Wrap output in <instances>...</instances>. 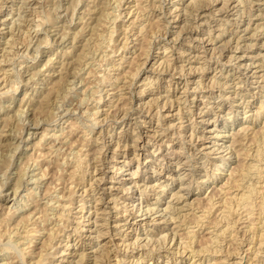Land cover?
I'll list each match as a JSON object with an SVG mask.
<instances>
[{
	"label": "rangeland",
	"instance_id": "obj_1",
	"mask_svg": "<svg viewBox=\"0 0 264 264\" xmlns=\"http://www.w3.org/2000/svg\"><path fill=\"white\" fill-rule=\"evenodd\" d=\"M193 1L0 0V236H3V239L0 237V264H35L41 246L50 251L49 255L44 254L45 249L42 251L45 255L40 258L42 264H93L92 254L97 253L93 250L100 246L112 257L104 258L106 254H103V264H191L194 261L195 264H211L217 259L224 260V264H264V0ZM77 55L82 57H79L80 63L75 60ZM58 76H64L59 93L47 98L44 105L48 88L59 80ZM139 133L148 136H142L144 139L135 148V136ZM250 133L255 138L249 136ZM81 148L84 161L72 176L74 160ZM256 150L261 154L259 159ZM219 155H223L224 162L217 167ZM124 159L129 160V165L122 169ZM247 164L263 166L262 177L250 172L245 179L250 186L254 183L251 187L254 186L257 193L253 195L256 204L251 218L243 209L236 208V198L231 196H238L243 190L237 189L229 178L236 179L239 169ZM128 185L129 189L123 190L122 187ZM126 193L124 200L120 196ZM132 200L141 202L143 208L145 204L154 206V210L149 211L148 216L131 212L126 203ZM230 205L232 210L235 208L233 213L226 211ZM129 211L130 226L121 220ZM22 215H28L31 220ZM3 216L7 218L2 220ZM199 216L201 221L195 220L201 218ZM25 223L34 229L37 227L36 232L27 242L17 243ZM101 223L105 225L100 226ZM142 228L150 231L151 238L144 236ZM53 229L54 236L49 234ZM172 230L176 231L178 244L173 247V240L169 239L173 236ZM134 232L142 237V243L132 238ZM188 232L194 234V241H190L186 249L182 240H188ZM127 233L129 239L125 236ZM164 233L168 234V240L163 239ZM44 235L51 243L48 246ZM9 241L18 245L16 250L12 245L5 246ZM19 247L24 251V247L27 248L32 254L25 255ZM79 247L83 250H77ZM17 248L23 255L17 254ZM81 251L91 257L80 262L77 254Z\"/></svg>",
	"mask_w": 264,
	"mask_h": 264
},
{
	"label": "bare ground",
	"instance_id": "obj_2",
	"mask_svg": "<svg viewBox=\"0 0 264 264\" xmlns=\"http://www.w3.org/2000/svg\"><path fill=\"white\" fill-rule=\"evenodd\" d=\"M106 1H107V0H106ZM119 1L121 2V0H119ZM190 1H191V0H190ZM192 1H193V0H192ZM196 1H197V0H196ZM198 1H199V0H198ZM115 2H116V1H115ZM120 2H119V3H120ZM137 2H138V1H137ZM193 2H195V1H193ZM252 2H253V1H252ZM101 3H102V2H101ZM119 3H118V4H119ZM121 3H122V2H121ZM135 3H136V1H135ZM202 3H203V2H202ZM48 4H49V3H48ZM103 4H104V3H103ZM137 4H139V3H137ZM150 4H151V3H150ZM163 4H164V3H163ZM207 4H208V3H207ZM92 5H93V4H92ZM131 5H132V4H131ZM142 5H143V4H142ZM142 5H141V6H142ZM208 5H209V4H208ZM224 5H225V4H224ZM224 5H223V6H224ZM85 6H86V5H85ZM97 6H98V5H97ZM136 6H137V5H136ZM146 6H148V5H146ZM154 6H155V5H154ZM158 6H159V5H158ZM158 6H157V7H158ZM194 6H195V5H194ZM194 6H193V7H194ZM196 6H198V5H196ZM210 6H211V5H210ZM223 6H222V7H223ZM27 7H28V6H27ZM93 7H94V6H93ZM107 7H108V6H107ZM115 7H116V6H115ZM120 7H121V6H120ZM178 7H179V6H178ZM198 7H199V6H198ZM220 7H221V6H220ZM95 8H96V7H95ZM99 8H100V7H99ZM137 8H138V7H137ZM142 8H143V7H142ZM142 8H141V9H142ZM191 8H192V7H191ZM26 9H27V8H26ZM31 9H32V7H31ZM93 9H94V8H93ZM115 9H116V8H115ZM144 9H145V8H144ZM172 9H173V8H172ZM220 9H221V8H220ZM222 9H223V8H222ZM32 10H33V9H32ZM32 10H31V11H32ZM98 10H99V9H98ZM130 10H131V9H130ZM130 10H129V11H130ZM145 10H146V9H145ZM85 11H86V10H85ZM105 11H106V10H105ZM107 11L110 12L111 10H107ZM190 11H191V10H190ZM231 11H232V10H231ZM90 12H91V11H90ZM116 12H117V11H116ZM120 12H121V11H120ZM138 12H139V11H138ZM192 12H193V11H192ZM215 12H216V11H215ZM241 12H242V11H241ZM105 13H106V12H105ZM166 13H167V12H166ZM176 13H177V12H176ZM186 13H187V12H186ZM189 13H190V12H189ZM205 13H206V12H205ZM100 14H101V13H100ZM100 14H99V16H100ZM102 14H103V13H102ZM102 14H101V15H102ZM108 14H109V13H108ZM202 14H203V13H202ZM262 14H263V13H262ZM262 14H261V15H262ZM103 15H104V14H103ZM105 15H106V14H105ZM105 15H104V16H105ZM120 15H121V14H120ZM126 15H127V14H126ZM147 15H148V13H147ZM171 15H172V14H171ZM207 15H208V14H207ZM99 16H98V18H99ZM104 16H100V17L103 18ZM112 16H114V15H112ZM140 16H141V15H140ZM239 16H240V15H239ZM191 17H192V16H191ZM198 17H199V16H198ZM104 18H105V17H104ZM111 18H113V17H111ZM131 19H132V18H131ZM168 19H169V18H168ZM172 19H173V18H172ZM192 19H193V18H192ZM101 20H102V19H101ZM101 20H100V21H101ZM109 20H110V19H109ZM111 20H112V19H111ZM113 20H114V19H113ZM115 20H116V19H115ZM117 20H118V19H117ZM153 20H154V19H153ZM166 20H167V19H166ZM173 20H174V19H173ZM227 20H228V19H227ZM98 21H99V20H97L96 22H98ZM134 21H135V20H134ZM141 21H142V20H141ZM154 21H155V20H154ZM158 21H159V20H158ZM109 22H110V21H109ZM248 22H249V21H248ZM28 23H29V21H28ZM84 23H85V22H84ZM86 23H87V22H86ZM98 23H99V22H98ZM152 23H154V22H152ZM156 23H158V22H155V24H156ZM222 23H223V22H222ZM235 23H236V22H235ZM95 24L97 25V23H95ZM99 24H100V23H99ZM99 24H98V26H99ZM101 24H102V23H101ZM115 24H116V23H115ZM192 24H193V23H192ZM224 24H225V23H224ZM31 25H32V24H31ZM81 25H82V24H81ZM149 25H150V24H149ZM153 25H154V24H153ZM187 25H188V23H187ZM98 26H96V28L99 29ZM102 26H103V25H102ZM141 26H143V25L141 24ZM181 26H182V25H181ZM185 26H186V25H185ZM33 27H34V25H33ZM35 27H36V25H35ZM35 27H34V28H35ZM80 27H81V26H80ZM87 27H88V26H87ZM93 27H94V26H93ZM103 27H104V26H103ZM127 27H128V26H127ZM192 27H194V26L192 25ZM225 27H226V26H225ZM16 28H17V27H16ZM96 28H94V29H95L94 31L97 30ZM105 28H106V27H105ZM105 28H104V29H105ZM238 28H239V27H238ZM42 29H43V28H42ZM85 29H86V28H85ZM90 29L92 30V28H90ZM111 29H112V27H111ZM119 29H120V28H119ZM121 29H122V28H121ZM131 29H132V28H131ZM141 29H143V28H141ZM141 29H140V30H141ZM145 29H146V28H145ZM180 29H181V28H180ZM182 29H183V28H182ZM245 29H246V28H245ZM13 30H14V29H13ZM113 30H114V28H113ZM116 30L118 31V29H116ZM125 30H126V29H125ZM138 30H139V28H138ZM147 30H148V29H147ZM37 31H38V30H37ZM44 31H45V30H44ZM63 31H64V29H63ZM76 31H77V30H76ZM76 31H75V32H76ZM81 31H82V30H81ZM92 31H93V30H92ZM97 31H98V30H97ZM100 31H101V30H100ZM104 31H105V30H104ZM106 31H107V30H106ZM145 31H146V30H145ZM145 31H144V32H145ZM221 31H222V30H221ZM223 31H225V30H223ZM78 32H79V31H78ZM78 32H77V33H78ZM114 32H116V31H114ZM178 32H179V30H178ZM59 33H61V32H59ZM65 33H66V32H65ZM73 33H74V32H73ZM91 33H94V32H91ZM110 33H111V32H110ZM176 33H177V32H176ZM219 33H220V32H219ZM221 33H222V32H221ZM61 34H62V33H61ZM75 34H76V33H75ZM94 34H95V33H94ZM117 34H118V33H117ZM122 34H123V33H122ZM138 34H139V33H138ZM174 34H175V33H174ZM79 35H80V34H79ZM99 35H100V34H99ZM101 35H102V34H101ZM101 35H100V36H101ZM107 35H108V34H107ZM219 35H220V34H219ZM62 36H65V35H62ZM75 36H76V35H75ZM126 36H127V35H126ZM237 36H238V35H237ZM33 37H34V36H33ZM49 37H50V36H49ZM102 37H103V36H102ZM109 37H110V36H109ZM117 37H118V36H117ZM139 37H140V36H139ZM173 37H174V35H173ZM199 37H200V36H199ZM37 38H38V37H37ZM44 38H45V37H44ZM60 38H61V36H60ZM60 38H59V39H60ZM73 38H74V37H73ZM92 38H93V36H92ZM95 38H96V37H95ZM95 38H94V39H95ZM142 38H143V37H142ZM144 38H145V37H144ZM208 38H209V37H208ZM94 39H93V41H94ZM108 39H109V38H108ZM146 39H147V38H146ZM60 40H61V39H60ZM74 40H75V39H74ZM90 40H91V39H90ZM105 40H106V39H105ZM126 40H127V38H126ZM141 40H142V39H141ZM227 40H228V39H227ZM227 40H226V41H227ZM43 41H44V40H43ZM98 41H99V40H98ZM198 41H199V40H198ZM38 42H39V41H38ZM48 42H49V41H48ZM94 42H95V41H94ZM106 42H108V41L106 40ZM113 42H114V41H113ZM208 42H209V41H208ZM236 42H237V41H236ZM34 43H35V42H34ZM45 43H46V42H45ZM68 43H69V42H68ZM90 43H91V42H90ZM97 43H99V42H97ZM101 43H102V41H101ZM109 43H111V42H109ZM122 43H123V41H122ZM223 43H224V42H223ZM29 44H30V43H29ZM88 44H89V43H88ZM88 44H87V47H88ZM91 44H92V43H91ZM93 44H94V43H93ZM113 44H114V43H113ZM235 44H236V43H235ZM239 44H240V43H239ZM239 44H238V45H239ZM250 44H251V43H250ZM34 45H35V44H34ZM80 45H81V44H80ZM84 45H85V47H86V44H84ZM89 45H90V44H89ZM109 45H110V44H109ZM121 45H122V44H121ZM121 45H120V46H121ZM123 45H124V44H123ZM232 45H233V44H232ZM245 45H246V44H245ZM247 45H248V44H247ZM263 45H264V44H263ZM27 46H28V45H27ZM27 46H26V48H27ZM70 46H71V45H70ZM82 46H83V45H82ZM94 46L96 47L97 45H94ZM250 46H251V45H250ZM36 47H37V46H36ZM77 47H78V46H77ZM85 47H84V48H85ZM87 47H86V48H87ZM92 47H93V46H92ZM97 47H100V46L98 45ZM106 47H107V46H106ZM88 48H89V47H88ZM107 48H108V47H107ZM217 48H218V47H217ZM220 48H221V47H220ZM109 49H110V48H109ZM114 49H115V48H114ZM222 49H223V48H222ZM26 50H27V49H26ZM38 50H39V49H38ZM80 50H81V49H80ZM85 50H86V49H85ZM97 50H98V49H97ZM118 50H119V48H118ZM220 50H221V49H220ZM169 51H170V50H169ZM180 51H181V50H180ZM8 52H9V51H8ZM20 52H21V51H20ZM92 52H93V51H92ZM94 52H95V51H94ZM199 52H200V51H199ZM36 53H37V52H36ZM81 53H82V52H81ZM84 53H85V51H84ZM84 53H83V55H86V54H84ZM86 53H87V52H86ZM178 53H179V52H178ZM194 54H195V53H194ZM199 54H200V53H199ZM204 54H205V53H204ZM35 55H36V54H35ZM83 55H82V56H83ZM98 55H101V54L99 53ZM166 55H167V54H166ZM180 55H181V54H180ZM239 55H240V54H239ZM32 56H33V55H32ZM93 56H94V55H93ZM106 56H107V55H106ZM193 56H194V55H193ZM231 56H234V55H231ZM240 56H242V55H240ZM30 57H31V55H30ZM60 57H61V56H60ZM77 57H78L77 59H75L76 57H75L74 59H75L76 61L79 62V57H81V56H78V55H77ZM145 57H146V56H145ZM215 57H216V56H215ZM4 58H5V57H4ZM4 58H3V59H4ZM49 58H50V57H49ZM85 58H86V57H85ZM96 58H97V57H96ZM98 58H99V57H98ZM237 58H239V56H238ZM240 58H241V57H240ZM6 59H7V58H6ZM6 59H5V60H6ZM80 59H82V57H81ZM109 59H110V58H109ZM143 59H144V58H143ZM190 59H191V58H190ZM196 59H197V58H196ZM224 59H225V58H224ZM0 60H1V59H0ZM32 60H33V59H32ZM49 60H50V59H49ZM64 60H65V59H64ZM91 60H92V59H91ZM167 60H168V59H167ZM199 60H200V59H199ZM71 61H72V60H71ZM73 61H74V60H73ZM73 61H72V62H73ZM68 62H69V61H68ZM80 62H81V61H80ZM80 62H79V63H80ZM98 62H99V61H98ZM98 62H97V63H98ZM100 62H101V60H100ZM100 62H99V63H100ZM135 62H136V61H135ZM153 62H154V61H153ZM159 62H160V61H159ZM161 62H162V61H161ZM164 62H165V61H164ZM1 63H3V62H1ZM63 63H64V62H63ZM76 63H77V62H76ZM76 63H75V64H76ZM82 63H83V62H82ZM138 63H139V62H138ZM169 63H170V61L168 62V64H169ZM20 64H21V63H20ZM61 64H62V62H61ZM91 64H92V63H91ZM151 64H152V63H151ZM170 64H171V63H170ZM184 64H185V63H184ZM244 64H245V63H244ZM260 64H261V63H260ZM66 65H67V64H66ZM86 65H87V64H86ZM140 65L142 66V64H140ZM180 65H181V64H180ZM202 65H203V64H202ZM231 65H232V64H231ZM252 65H253V64H252ZM60 66H61V65H60ZM60 66H59V67H60ZM63 66H64V65H63ZM98 66H99V65H98ZM175 66H176V65H175ZM194 66H195V65H194ZM237 66H238V65H237ZM237 66H236V67H237ZM247 66H249V65H247ZM84 67H85V65H84ZM84 67H83V68H84ZM114 67H115V66H114ZM129 67H130V66H129ZM162 67H163V66H162ZM164 67H165V66H164ZM167 67H168V66H167ZM173 67H174V66H173ZM183 67H184V66H183ZM238 67H239V66H238ZM240 67H241V66H240ZM243 67H244V66H243ZM63 68H64V67H63ZM73 68H74V67H73ZM76 68H77V66H76ZM86 68H87V67H86ZM138 68H139V67H138ZM199 68H200V67H199ZM259 68H260V67H259ZM23 69H24V68H23ZM65 69H66V68H65ZM70 69H71V68H70ZM74 69H75V68H74ZM77 69H78V68H77ZM77 69H76V70H77ZM88 69H89V68H88ZM90 69H91V68H90ZM152 69H153V68H152ZM169 69H170V68H169ZM11 70H12V69H11ZM36 70H37V69H36ZM38 70H39V69H38ZM60 70H61V69H60ZM76 70H75V71H76ZM91 70H92V69H91ZM120 70H121V69H120ZM135 70H137V68H136ZM156 70H157V69H156ZM161 70H162V69H161ZM161 70H160V71H161ZM172 70H173V69H172ZM14 71H15V70H14ZM39 71H40V70H39ZM66 71H67V70H66ZM69 71H70V70H69ZM81 71H82V70H81ZM72 72L75 73L74 71H72ZM72 72H71V73H72ZM88 72H90V71H88ZM97 72H98V71H96V73H97ZM102 72H103V71H102ZM126 72L128 73V70H127ZM131 72H132V71H131ZM237 72H238V71H237ZM3 73H4V72H3ZM73 73H72V74H73ZM94 73H95V72H94ZM96 73H95V74H96ZM98 73H99V72H98ZM151 73H152V72H151ZM183 73H184V72H183ZM263 73H264V72H263ZM53 74H54V73H53ZM59 74H60V73H59ZM87 74H88V73H87ZM135 74H136V73H134V75H135ZM248 74H249V73H248ZM35 75H36V74H35ZM226 75H227V74H226ZM256 75H257V74H256ZM19 76H20V75H19ZM86 76H87V75H86ZM260 76H261V75H260ZM2 77H4V76H2ZM5 77H6V76H5ZM29 77H30V76H29ZM29 77H28V78H29ZM58 77H59V76H58ZM62 77H64V76H61V78L59 77V80L57 79L58 81L52 83L53 86H52V87L50 86L51 89L48 88L49 91L47 90L48 93L45 95L46 97L44 98V99H45V101H44V105L47 104V103L45 104L47 98H49L50 96L52 97V95H55V94L58 95V93H59L58 91H59V89H60V87H61V85H62V80H63ZM84 77H85V76H84ZM95 77H96V76H95ZM142 77H143V76H142ZM185 77H186V76H185ZM14 78H15V77H14ZM26 78H27V77H26ZM153 78H154V77H153ZM183 78H184V77H183ZM225 78H226V77H225ZM6 79H7V78H6ZM16 79H17V78H16ZM16 79H15V80H16ZM70 79H71V78H70ZM82 79H84V78H82ZM90 79H91V78H90ZM110 79H111V78H110ZM142 79H143V78H142ZM142 79H141V80H142ZM184 79H185V78H184ZM27 80H28V79H27ZM45 80H47V79H45ZM130 80H131V79H130ZM185 80H186V79H185ZM188 80H189V79H188ZM209 80H210V79H209ZM211 80H212V78H211ZM215 81H216V79H215ZM215 81H214V82H215ZM3 82H4V81H3ZM3 82H2V83H3ZM7 82H8V81H7ZM25 82H26V81H25ZM68 82H69V81H68ZM107 82H108V81H107ZM128 82H129V81H128ZM130 82H131V81H130ZM196 82H197V81H196ZM15 83H16V82H15ZM26 83H27V82H26ZM32 83H33V82H32ZM83 83H84V82H83ZM88 83H89V82H87L86 84L88 85ZM210 83H211V82H210ZM24 84H25V83H24ZM197 84L199 85V83H197ZM204 84H205V83H204ZM213 84H214V83H213ZM12 85H13V84H12ZM15 85H16V84H15ZM87 85H86V87H87ZM122 85H123V84H122ZM127 85H128V84H127ZM129 85H130V83H129ZM146 85H147V84H146ZM175 85H176V84H175ZM206 85H207V84H206ZM214 85H215V84H214ZM220 85H221V84H220ZM31 86H32V85H31ZM71 86H72V85H71ZM98 86H99V85H98ZM108 86H109V85H108ZM183 86H184V85H183ZM11 87H13V86H11ZM65 87H66V86H65ZM73 87H74V86H73ZM113 87H114V86H113ZM186 87H187V84H186ZM196 87H197V86H196ZM196 87H195V88H196ZM198 87H199V86H198ZM198 87H197V88H198ZM223 87H224V86H223ZM256 87H258V86H256ZM90 88H91V87H90ZM98 88H99V87H98ZM117 88H118V87H117ZM123 88H124V87H123ZM140 88H141V87H140ZM201 88H202V87H201ZM8 89H9V88H8ZM71 89H72V88H71ZM86 89H87V88H86ZM184 89H186V88L184 87ZM220 89H221V88H220ZM69 90H70V88H69ZM90 90H91V89H90ZM102 90H103V89H102ZM135 90H136V89H135ZM169 90H170V89H169ZM180 91H181V90H180ZM185 91H186V90H185ZM189 91H190V90H189ZM192 91H193V90H192ZM5 92H7V91H5ZM57 92H58V93H57ZM80 92H81V91H80ZM194 92H195V91H194ZM92 93H93V91H92ZM136 93H137V92H136ZM185 93H186V92H185ZM3 94H4V93H3ZM164 94H165V93H164ZM208 94H209V93H208ZM249 94H250V93H249ZM251 94H252V93H251ZM0 95H1V94H0ZM89 95H90V94H89ZM99 95H100V94H99ZM123 95H124V94H123ZM156 95H157V94H156ZM165 95H166V94H165ZM158 96H159V95H158ZM23 97H24V96H23ZM81 97H82V96H81ZM97 97H99V96H97ZM132 97H133V96H132ZM178 97H179V96H178ZM64 98H65V97H64ZM70 98H71V97H70ZM150 98H151V96H150ZM153 98H154V97H153ZM175 98H176V97H175ZM78 99H79V98H78ZM82 99H83V98H82ZM91 99H92V98H91ZM164 99H165V98H164ZM164 99H163V100H164ZM186 99H187V98H186ZM64 100H65V99H64ZM79 100H80V99H79ZM150 100H151V99H150ZM170 100H173V99H170ZM170 100H169V101H170ZM178 100H179V99H178ZM84 101H85V100H84ZM96 101H98V99H97ZM148 102H149V99H148ZM172 102H173V101H172ZM42 103H43V102H42ZM77 103H78V101H77ZM155 103H156V102H155ZM173 103H174V102H173ZM249 103H250V102H249ZM79 104H80V103H79ZM116 104H117V103H116ZM145 104H146V103H145ZM158 104H159V103H158ZM191 104H192V103H191ZM203 104H204V103H203ZM245 104H247V103H245ZM44 105H43V106H44ZM76 105H77V104H76ZM76 105H75V106H76ZM114 105H115V104H114ZM130 105H131V104H130ZM215 105H216V104H215ZM262 105H263V104H262ZM87 106H88V105H87ZM151 106H152V105H151ZM183 106H184V105H183ZM72 107H73V106H72ZM126 107L130 108V106H126ZM137 107H138V106H137ZM149 107H150V106H149ZM157 107H158V106H157ZM26 108H27V107H26ZM43 108H44V107H43ZM114 108H115V106H114ZM121 108H122V107H121ZM132 108H133V107H132ZM178 108H179V107H178ZM260 108H261V106H260ZM263 108H264V106H263ZM19 109H20V108H19ZM19 109H18V110H19ZM47 109H48V108H47ZM66 109H67V108H66ZM73 109H74V108H73ZM154 109H155V108H154ZM258 109H259V108H258ZM45 110H46V109H45ZM94 110H95V109H94ZM124 110H125V109H124ZM146 110H147V109H146ZM177 110H178V109H177ZM188 110H189V109H188ZM188 110H187V111H188ZM202 110H203V109H202ZM42 111H43V110H42ZM46 111H47V110H46ZM48 111H49V110H48ZM51 111H52V110H51ZM147 111H148V110H147ZM259 111H260V109H259ZM53 112H54V111H53ZM65 112H66V110H65ZM67 112H68V110H67ZM72 112H73V111H72ZM102 112H103V111H102ZM115 112H116V111H115ZM158 112H159V111H158ZM200 112H201V111H200ZM25 113H26V112H25ZM50 113H51V112H50ZM122 113H123V112H122ZM167 113H168V112H167ZM17 114H18V113H17ZM20 114H22V112H21ZM62 114H63V113H62ZM62 114H61V115H62ZM143 114H145V112H144ZM160 114H161V113H160ZM165 114H166V112H165ZM171 114H172V113H171ZM18 115H19V114H18ZM49 115L52 116L51 114H49ZM172 115H173V114H172ZM172 115H171V116H172ZM178 115H179V114H178ZM16 116H17V115H16ZM45 116H46V115H45ZM87 116H88V115H87ZM87 116H86V117H87ZM165 116H166V115H165ZM201 116H202V115H201ZM19 117H20V116H19ZM21 117H22V116H21ZM83 117H84V116H83ZM115 117H116V116H115ZM23 118H24V117H23ZM48 118H49V117H48ZM52 118H53V117H52ZM4 119H5V118H4ZM77 120H78V119H77ZM88 120H89V119H88ZM94 120H96V119H94ZM97 120H99V119H97ZM110 120H111V119H110ZM189 120H190V119H189ZM192 120H193V119H192ZM24 121H25V120H24ZM36 121H37V120H36ZM39 121H40V120H39ZM160 121H161V120H160ZM8 122H9V121H8ZM95 122H96V121H95ZM70 123H71V122H70ZM93 123H94V122H93ZM97 123H98V122H97ZM32 124H33V123H32ZM36 124H37V123H36ZM72 124H75V123L73 122ZM86 124H87V123H86ZM91 124H92V123H91ZM16 125H17V123H16ZM76 125H77V123H76ZM80 125H81V124H80ZM83 125H84V124H83ZM89 125H90V124H89ZM263 125H264V124H263ZM150 126H151V125H150ZM174 126H175V125H174ZM1 127H2V126H1ZM68 127H69V126H68ZM70 127H71V126H70ZM70 127H69V128H70ZM74 127H76V126H74ZM74 127L72 126V128H74ZM86 127H87V126H86ZM158 127H159V126H158ZM245 127L247 128V127H249V126H245ZM17 128H18V127H17ZM69 128H68V129H69ZM76 128H77V127H76ZM242 128H243V127H242ZM263 128H264V127H263ZM62 129H63V128H62ZM74 129H75V128H74ZM149 129H151V128H149ZM203 129H204V128H203ZM243 129H244V128H243ZM243 129H242V130H243ZM249 129H250V128H248V131H250ZM259 129L261 130L262 127L259 128ZM259 129H257L256 131H259V132H260ZM72 130H73V129H72ZM245 130L247 131V129H245ZM132 131H133V130H132ZM246 131H245V132H246ZM262 131H264V130H262ZM10 132H11V131H10ZM15 132H16V131H15ZM63 132H64V131H63ZM190 132H191V131H190ZM243 132H244V130H243ZM252 132L254 133V131H252ZM49 133H50V132H49ZM99 133H100V132H99ZM152 133H153V132H152ZM191 133H192V132H191ZM257 133H258V132H257ZM261 133H262V132H261ZM2 134H3V133H2ZM6 134H7V133H6ZM43 134H44V133H43ZM45 134H47V133H45ZM52 134H53V133H52ZM193 134H194V133H193ZM254 134H256V132H255ZM254 134L251 135V133H250L249 136H250V135H251V136H254ZM258 134H259V133H258ZM88 135H89V134H88ZM117 135H118V134H117ZM181 135H182V134H181ZM190 135H191V134H190ZM245 135H247V134H245ZM256 135H257V134H256ZM55 136H56V134H55ZM59 136H60V135H59ZM85 136H86V135H85ZM85 136H84V138H85ZM142 136H143L144 138H146L148 135H146V134H145V135H142L141 133H139L138 136H135L136 139L134 138L135 141H134V144H133V146H134L135 148L137 147L138 143L140 144L141 141L144 139V138H142ZM194 136H195V135H194ZM239 136H240V135H239ZM43 137H44V136H43ZM50 137H51V136H50ZM100 137H101V136H100ZM158 137H159V135H158ZM170 137H171V136H170ZM180 137H181V136H180ZM197 137H198V136H197ZM41 138H42V135H41ZM77 138H78V137H77ZM77 138H76V139H77ZM156 138H157V137H156ZM199 138H200V137H199ZM245 138H246V137H245ZM254 138H255V136H254ZM39 139H40V138H39ZM42 139H43V138H42ZM64 139H66V138H64ZM99 139H100V138H99ZM138 139H141L140 142H138V141H139ZM184 139H185V138H184ZM189 139H190V138H189ZM196 139H197V138H196ZM237 139H238V138H237ZM241 139H242V138H241ZM21 140H22V139H21ZM40 140H41V139H40ZM55 140H56V138H55ZM159 140H160V139H159ZM11 141H12V140H11ZM70 141H71V140H70ZM78 141H79V140H78ZM99 141H100V140H99ZM103 141H104V140H103ZM116 141H117V140H116ZM147 141H148V140H147ZM189 141H190V140H189ZM240 141H242V140H240ZM243 141H244V139H243ZM6 142H7V141H6ZM76 142H77V141H76ZM148 142H149V141H148ZM158 142H159V141H158ZM236 142H237V140H236ZM8 143H9V142H8ZM41 143H42V142H41ZM70 143H71V142H70ZM79 143H80V142H79ZM82 143H83V142H82ZM101 143H102V142H101ZM101 143H100V144H101ZM167 143H168V142H167ZM244 143H245V142H244ZM39 144H40V143H39ZM68 144H69V143H68ZM77 144H78V143H77ZM85 144H86V143H85ZM88 145H89V144H88ZM166 145H167V144H166ZM34 146H35V145H34ZM41 146H42V145H41ZM103 146H104V145H103ZM115 146H116V145H115ZM211 146H212V145H211ZM16 147H17V146H16ZM32 147H33V146H32ZM81 147H82V146H81ZM100 147H101V146H100ZM166 147H167V146H166ZM13 148H14V147H13ZM50 148H51V146H50ZM82 148H83V147H82ZM82 148L80 149V155H79V154L77 155V156H78V157L76 158L77 160H74L76 163H75V166H74V168L71 170V173H70L72 176L76 175L77 172H78V170L82 167L81 165H82V163H83V161H84V157L82 156V155H83V149H82ZM116 148H117V147H116ZM32 149H33V148H32ZM40 149H41V148H40ZM94 149H95V148H94ZM197 149H198V147H197ZM210 149H211V148H210ZM210 149H209V150H210ZM218 149H219V148H218ZM242 149H243V148H242ZM48 150H49V149H48ZM95 150H96V149H95ZM220 150H221V149H220ZM232 150H233V149H232ZM67 151H68V150H67ZM78 151H79V150H78ZM93 151H94V150L92 149V152H93ZM242 151H244V149H243ZM242 151H241V152H242ZM245 151H246V150H245ZM0 152H1V151H0ZM76 152H77V151H76ZM134 152H135V151H134ZM207 152H208V151H207ZM248 152H249V151H248ZM259 152H260V150H259ZM36 153H37V152H36ZM77 153H78V152H77ZM77 153H76V154H77ZM84 153H85V152H84ZM230 153H231V152H230ZM243 153H244V152H243ZM256 153H257V150H256ZM7 154L9 155V153H6V155H7ZM40 154H42V153H40ZM51 154H52V153H51ZM238 154H239V153H238ZM238 154H237V155H238ZM241 154H242V153H241ZM258 154H259V153H257V155H256L257 159H259L258 156L261 155V154H260V155H258ZM3 155H4V154H3ZM37 155H38V154H37ZM44 155H45V154H44ZM57 155H58V154H57ZM84 155H85V154H84ZM97 155H98V154H97ZM191 155H192V153H191ZM205 155H206V154H205ZM223 155H224V154H223ZM223 155H221V156L219 155L220 158H219L218 162L215 164L217 167H218L221 163L224 162ZM245 155H246V154H245ZM39 156H40V155H39ZM39 156H38V158H39ZM86 156H87V154H86ZM4 157L6 158L5 155H4ZM41 157H43V156H41ZM64 157H65V156H64ZM133 157H134V156H133ZM246 157H247V156H246ZM254 157H255V156H254ZM260 157H261V156H260ZM0 158H1V157H0ZM2 158H3V157H2ZM5 158H3V159L5 160ZM36 158H37V157H36ZM85 158H86V157H85ZM34 159H35V158H34ZM185 159H186V158H185ZM238 159H239V158H238ZM35 160H36V159H35ZM35 160H34V163H35ZM70 160H71V159H70ZM215 160H216V159H215ZM0 161H1V160H0ZM120 161H121V160H120ZM262 161H263V160H262ZM3 162H4V161H3ZM3 162H2V163H3ZM38 162H39V161H38ZM60 162H61V161H60ZM60 162H59V163H60ZM32 163H33V162H32ZM255 163H256V162H255ZM0 164H1V163H0ZM107 164H108V163H107ZM249 164H250V163H249ZM249 164H247L248 166H247V165H246V166H243V167L241 168V170L239 169V171H238V175H237L238 177H236V179L233 178V179H234V180H233V179H231V177H229V178H230V180L233 181L232 183L235 185V187L237 186V189L241 187L242 190H243V191L239 192L240 194H238V196H234V195L231 196V197H233V198H236V201H237V202L235 201L236 204H237V205H236V208H241V209H243V210L246 212L245 214H247V215L251 218L250 215L253 214V211H254V205L256 204V203H255V204L253 203V198H254L253 195H254L256 192H255V188H254V186L251 187L254 183L250 186V184H249V185L246 184L245 179H246V176H247V175H250V174H251L250 172H255L257 175L261 176L260 174H261V172H262V170H263V169H262L263 166H262V168H260V167L258 166V165H259L258 163H257L258 165L255 164L256 166H255V165H251V166H249ZM262 164H263V163H262ZM23 165H25V164L23 163ZM37 165H38V164H37ZM86 165H87V164H86ZM126 165H129V160H125V159L122 160V163H121V165H120L121 168H122V166H126ZM242 165H243V163H242ZM244 165H245V164H244ZM0 166H1V165H0ZM26 166H27V165H26ZM68 166H69V165H68ZM87 166H88V165H87ZM111 166H112V165H111ZM118 166H119V165H118ZM20 167H22V166H20ZM31 167H32V166H31ZM114 167H115V166H114ZM23 168H24V167H23ZM23 168H22V169H23ZM44 168H45V167H44ZM116 168H117V166H116ZM121 168H120V170H121ZM123 168H124V167H123ZM123 168H122V169H123ZM42 169H43V167H42ZM42 169H41V170H42ZM118 169H119V168H118ZM155 169H156V168H155ZM47 170L50 171L49 169H47ZM56 170H57V169H56ZM89 170H90V169H89ZM22 171H23V170H22ZM22 171H21V172H22ZM62 171H63V170H62ZM35 172H36V171H35ZM40 172H41V171H40ZM58 172H60V171H58ZM231 172H234V171L232 170ZM42 173H43V172H42ZM249 173H250V174H249ZM262 173L264 174V171H263ZM23 174H24V173H23ZM29 174H30V173H29ZM33 174H34V173H33ZM40 174H41V173H40ZM47 174H48V173H47ZM68 174H69V172H68ZM79 174H80V173H79ZM134 174H135V173H134ZM229 174H230V173H229ZM234 174H237V173L234 172ZM253 174H254V173H253ZM232 175H233V173H232ZM33 176H34V175H33ZM251 176H252V175H251ZM37 177H38V176H37ZM67 177H68V176H67ZM261 177H262V176H261ZM34 178H35V177H34ZM38 178H39V177H38ZM40 178H41V177H40ZM87 178H88V177H87ZM95 178H96V177H95ZM97 178H98V177H97ZM99 178H100V177H99ZM229 178H227V179H229ZM247 178H248V177H247ZM35 179H36V178H35ZM59 179H60V178H59ZM67 179H68V178H67ZM74 179H75V178H74ZM77 179H78V178H77ZM81 179H82V178H81ZM190 179H191V178H190ZM262 179H263V178H262ZM31 180H32V179H31ZM56 180H57V179H56ZM61 181H62V179H61ZM78 181H79V180H78ZM83 181H84V180H83ZM95 181H96V180H95ZM252 181H253V180H252ZM257 181H258V179H257ZM62 182H63V181H62ZM96 182H97V181H96ZM132 182H134V181H132ZM132 182H131V183H132ZM16 183H17V182H16ZM18 183H19V182H18ZM135 183H136V181H135ZM154 183H155V182H154ZM158 183H159V182H158ZM258 183H259V181H258ZM152 184H153V183H152ZM161 184H162V183H161ZM222 184H223V183H222ZM224 184H226V183H224ZM229 184H230V183H229ZM255 184H256V183H255ZM55 185H56V184H55ZM59 185H60V184H59ZM75 185H76V184H75ZM155 185H156V184H155ZM187 185H188V184H187ZM187 185H186V186H187ZM226 185H227V184H226ZM263 185H264V184H263ZM14 186H15V185H14ZM17 186H18V185H17ZM52 186H53V185H52ZM52 186H50V187H52ZM107 186H108V185H107ZM117 186H118V185H117ZM144 186H145V185H144ZM255 186H256V185H255ZM114 187H115V186H114ZM224 187H225V186H224ZM227 187H228V186H227ZM232 187L234 188V186H232ZM256 187H257V186H256ZM16 188H17V187H16ZM47 188H48V187H47ZM53 188H54V187H53ZM74 188H75V187H74ZM81 188H82V187H81ZM122 188H123V190H126V191H127V190L129 189V185H128V187H126V188H124V187H122ZM131 188H132V187H131ZM144 188H145V187H144ZM218 188H219V187H218ZM149 189H150V188H149ZM180 189H181V188H180ZM212 189H213V188H212ZM216 189H217V188H216ZM237 189H236V190H237ZM15 190H16V189H15ZM48 190H49V188H48ZM51 190H52V189H51ZM74 190H75V189H74ZM83 190H84V189H83ZM123 190H122V192H123ZM142 190H143V189H142ZM214 190H215V189H214ZM221 190H222V189H221ZM223 190H224V189H223ZM258 190H260V189H258ZM258 190H256V191H258ZM262 190H263V189H262ZM26 191H27V190H26ZM107 191H108V190H107ZM146 191H147V190H146ZM216 191H217V190H216ZM225 191L227 192V190H225ZM229 191H230V190H229ZM263 191H264V190H263ZM222 192H223V191H222ZM25 193H26V192H25ZM25 193H24V194H25ZM31 193H32V192H31ZM99 193H100V192H99ZM212 193H213V190H212ZM217 193H218V192H217ZM223 193H224V192H223ZM28 194H29V193H28ZM44 194H45V193H44ZM69 194H70V193H69ZM215 194H216V193H214V195H215ZM256 194H257V193H256ZM256 194H255V195H256ZM9 195H10V194H8V196H9ZM92 195H93V194H92ZM177 195L179 196V194H177ZM216 195H217V194H216ZM236 195H237V194H236ZM255 195H254V196H255ZM263 195H264V193H263ZM6 196H7V194H6ZM32 196H33V195H32ZM65 196H66V195H65ZM68 196H69V195H68ZM172 196H173V195H172ZM180 196H181V195H180ZM180 196H179V197H180ZM210 196H211V195H210ZM261 196H262V195H261ZM36 197H38V196H36ZM54 197H55V196H54ZM120 197L123 198V199L125 200L126 197H127V193L124 194V195H122V196H120ZM179 197H178V198H179ZM227 197H230V196H227ZM227 197H226V198H227ZM4 198H5V197H4ZM7 198H8V197H7ZM47 198H48V197H47ZM180 198H181V197H180ZM11 199H12V198H11ZM114 199H115V198H114ZM209 199H210V198H209ZM224 199H225V198H224ZM254 199H255V198H254ZM15 200H16V199H15ZM99 200H100V198H99ZM107 200H108V198H107ZM174 200H175V199H174ZM226 200H227V199H226ZM234 200H235V199H234ZM29 201H30V200H29ZM105 201H106V200H105ZM256 201H257V200H256ZM52 202H53V201H52ZM64 202H65V201H64ZM66 202L68 203V201H66ZM97 202H98V200H97ZM228 202H229V201H228ZM260 202H261V201H260ZM43 203H44V202H43ZM59 203H60V202H59ZM185 203H186V202H185ZM185 203H184V204H185ZM217 203H218V202H217ZM222 203H223V202H222ZM224 203H225V201H224ZM233 203H234V202H233ZM263 203H264V202H263ZM29 204H31V203H29ZM63 204H64V203H63ZM65 204H66V203H65ZM119 204H120V203H119ZM126 204H127V205H130V207H131V212H136V213H137V212H142V215H143V214H144V215H145V214L147 215V213H148L149 211L154 210V206H153V205H152L153 207H147L148 204H145V205H144V208H143L141 202H139V203H135L134 200H132L131 203H130V201H129V202L126 203ZM207 204H208V203H207ZM57 205H58V204H57ZM60 205H61V204H60ZM166 205H167V204H166ZM231 205H232V204H231ZM231 205L226 209L227 213H233V210H234L235 208L232 210L233 207L231 208ZM258 205H260V204H258ZM263 205H264V204H263ZM24 206H25V205H24ZM66 206H67V205H66ZM66 206H65V207H66ZM69 206H70V204H69ZM169 206H170V205H169ZM180 206H181V205H180ZM212 206H213V204H212ZM212 206H211V207H212ZM225 206H226V205H225ZM256 206H257V205H256ZM0 207H1V206H0ZM44 207H45V206H44ZM63 207H64V206H63ZM178 207H179V206H178ZM185 207H186V206H185ZM223 207H224V206H223ZM260 207H261V206H260ZM21 208H22V207H21ZM40 208H41V207H40ZM112 208H113V207H112ZM168 208H169V207H168ZM174 208H175V207H174ZM180 208H181V207H180ZM163 209H164V208H163ZM166 209H167V208H166ZM170 209H171V208H170ZM206 209H207V207H206ZM221 209H222V208H221ZM6 210H7V209H6ZM44 210H45V209H44ZM69 210H71V209H69ZM87 210H88V209H87ZM161 210H162V209H161ZM236 210H238V209H236ZM262 210H263V209H262ZM4 211H5V210H4ZM46 211H47V210H46ZM99 211H100V210H99ZM103 211H104V210H103ZM157 211H158V210H157ZM157 211H154V212H157ZM164 211H165V209H164ZM169 211H170V210H169ZM178 211H179V210H178ZM204 211H205V210H204ZM207 211H208V210H207ZM226 211H225V212H226ZM241 211H242V210H241ZM256 211H257V210H256ZM31 212H32V210H31ZM31 212H30V213H31ZM42 212H43V211H42ZM52 212H53V211H52ZM71 212H72V210H71ZM93 212H94V211H93ZM238 212H239V210H238ZM257 212H258V211H257ZM8 213H9V212H8ZM30 213H29V215H30ZM59 213H61V212H59ZM95 213H96V211H95ZM172 213H173V212H172ZM180 213H181V212H180ZM223 213H224V212H223ZM223 213H222V214H223ZM9 214H10V213H9ZM9 214H8V215H9ZM45 214H46V213H45ZM57 214H58V213H57ZM151 214H152V213H151ZM187 214H188V213H187ZM199 214H201V213H199ZM225 214H226V213H225ZM259 214H260V213H259ZM35 215H37V214H35ZM59 215H60V214H58V216H59ZM95 215H96V214H95ZM164 215H165V214H164ZM164 215H163V218H165ZM178 215H179V214H178ZM178 215H177V216H178ZM184 215H185V214H184ZM201 215H202L203 218H204V217L206 218V215L203 216V213H202ZM223 215H224V214H223ZM1 216H2V215H1ZM22 216H23V215H22ZM44 216H45V215H44ZM62 216H64L63 213H62ZM62 216H60V217H62ZM97 216H98V215H97ZM116 216H117V215H116ZM147 216H148V215H147ZM197 216H198V215H196V217H197ZM233 216H234V215H233ZM238 216H239V215H238ZM4 217H5V216L2 217V220H3ZM20 217H21V216H20ZM23 217H25V216H23ZM27 217L29 218L28 215H27L25 218L28 219ZM32 217H33V216H32ZM36 217L38 218V215H37ZM39 217H40V216H39ZM173 217H174V216H173ZM183 217H186V216H183ZM183 217H182V218H183ZM191 217H192V216H191ZM199 217H201V216H199ZM199 217H198V218H199ZM202 217L199 218V219H195V220L201 221ZM227 217H228V216H227ZM6 218H7V217H6ZM6 218H4V219H6ZM25 218H23V219H25ZM33 218H35V217H33ZM37 218H36V219H37ZM41 218H42V217H41ZM89 218H90V217H88V220H90ZM163 218H162V219H163ZM175 218H176V217H175ZM188 218H189V217H188ZM254 218H255V217H254ZM258 218H259V217H258ZM26 219H25V220H26ZM148 219H149V218H148ZM173 219H174V218H173ZM192 219H193V218H192ZM236 219H237V218H236ZM247 219H248V218H247ZM256 219H257V217H256ZM259 219H260V218H259ZM20 220H21V219L19 218L18 221L20 222ZM29 220H31V219L29 218ZM56 220H57V219H56ZM60 220H61V219H60ZM79 220H80V219H79ZM103 220H104V219H103ZM121 220L124 222V225H129V226H130V225H131V224H130V211H129V213H127V215H125L123 218H121ZM153 220H154V219H153ZM163 220H164V219H163ZM204 220H205V219H204ZM209 220H210V219H209ZM218 220H219V219H218ZM228 220H229V219H228ZM248 220H249V219H248ZM261 220H262V219H261ZM8 221H9V220H8ZM35 221H36V220H35ZM35 221H34V222H35ZM38 221H40V219H39ZM43 221H44V220H43ZM115 221H116V223H118L117 220H115ZM165 221H166V220H165ZM179 221H180V220H179ZM179 221H178V222H179ZM182 221H183V220H182ZM190 221H191V220H190ZM211 221H212V220H211ZM213 221H214V220H213ZM239 221H240V220H239ZM253 221H254V220H253ZM19 222H16V223L18 224ZM24 222H25V221H24ZM26 222H28V221H26ZM32 222H33V219H32ZM59 222H61V221H59ZM88 222H90V221H88ZM184 222H185V221H184ZM195 222H196V221H195ZM209 222H210V221H209ZM216 222H217V221H216ZM220 222H221V221H220ZM220 222H219V224H220ZM250 222H251V221H250ZM255 222H256V221H255ZM8 223H9V222H8ZM20 223H21V222H20ZM22 223H23V221H22ZM22 223H21V226H22ZM180 223H181V222H180ZM210 223H211V222H210ZM232 223H233V222H232ZM244 223H245V222H244ZM253 223H254V222H253ZM253 223H252V224H253ZM28 224H29V223H28ZM57 224H58V223H57ZM95 224H96V222H95ZM103 224H104V223H101L100 226H102ZM107 224H108V223H107ZM205 224H206V223H205ZM216 224H217V223H216ZM247 224H248V223H247ZM262 224H263V223H262ZM25 225H26V226H25L24 230L22 229V230H23V231H22V234H21V232H19L21 235H20V239L18 240L17 243H19V241H20V243H23V242H24L23 240H25V241L27 242L26 239H28V238H30V237H33V232H34V231L36 232L35 229H37V227L34 229L33 226H31V225L29 226V225H27L26 223H25ZM61 225H62V224H61ZM96 225H97V224H96ZM104 225H105V224H104ZM140 225H141V224H140ZM210 225H212V224H210ZM210 225H209V226H210ZM229 225H230V224H229ZM240 225H241V224H240ZM1 226H2V225H1ZM12 226H13V225H12ZM16 226H17V225H16ZM16 226H15V227H16ZM36 226H37V225H36ZM43 226H44V225H43ZM64 226H65V225H64ZM100 226H99V227H100ZM114 226H115V224H114ZM129 226H128V227H129ZM225 226H226V225H225ZM225 226H224V227H225ZM253 226H254V225H253ZM253 226H250V227L254 229ZM22 227H24V226H22ZM39 227H40V226H38V228H39ZM56 227H57V226H56ZM73 227H74V226H73ZM86 227H87V226H86ZM99 227H98V228H99ZM115 227H116V226H115ZM177 227H178V226H177ZM177 227H175V228H177ZM183 227H184V226H183ZM188 227H189V226H188ZM227 227L229 228L228 225H227ZM18 228H19V227H18ZM40 228H42V227H40ZM74 228H76V227H74ZM78 228H79V227H78ZM78 228H77V229H78ZM228 228H227V229H228ZM240 228H241V227H240ZM255 228H256V227H255ZM4 229H5V228H4ZM7 229L9 230V228H7ZM20 229H21V228H19V230H20ZM82 229H84V228H82ZM90 229H91V228H90ZM92 229H94V228H92ZM142 229H143L144 234H145L144 236H146V238H147V236L149 235V238H151V237H150V231H149V230H146V228H142ZM224 229H225V228H224ZM230 229H231V228H230ZM233 229H234V228H233ZM237 229H238V228H237ZM2 230H3V229H2ZM43 230H44V228H43ZM43 230H41V231H43ZM95 230H96V229H95ZM95 230H94V231H95ZM106 230H107V229H106ZM152 230H153V229H152ZM185 230H186V229H185ZM247 230H248V229H247ZM6 231H7V230H6ZM13 231L15 232V230H13ZM49 231H50V230H49ZM51 231H52V230H51ZM57 231H58V230H57ZM114 231H115V230H114ZM173 231H174V230H172V232H171V233H173V236H172L171 238H169L170 240H173L172 243L170 242V243H171V247H173L174 245H175V246L178 245V244L176 243L177 241H176V239H175L176 231H175V233H174ZM219 231H220V230H219ZM4 232H5V230H4ZM38 232H39V231H38ZM96 232H97V231H96ZM100 232H101V230H100V228H99V229H98V233L101 234ZM125 232H126V231H125ZM192 232H193V229H192ZM211 232H212V231H211ZM1 233H3V232H1ZM8 233H9V232H8ZM15 233H16V232H15ZM19 233H18V234H19ZM48 233H49V232H47V235L51 234V235L54 236V234H55V230L53 229V232H51V233H49V234H48ZM53 233H54V234H53ZM66 233H67V232H66ZM75 233H76V232H75ZM168 233H169V232H168ZM180 233H181V232H180ZM193 233H195V232H193ZM193 233H189V232H188V235H187L188 240H186V241H183V240H182V242H184L183 246H184L186 249H187V247H189L188 243H189L190 241H191V242L194 241V237H193L194 234H193ZM243 233H244V232H243ZM102 234H103V233H102ZM102 234H101V235H102ZM134 234H135V236L132 237V238H135V239H134L135 241H139V242H140V239H141L142 237L139 236V233H138V232H134ZM181 234H182V233H181ZM195 234H196V233H195ZM208 234H209V233H208ZM215 234H216V233H215ZM220 234H221V233H220ZM232 234H233V232H232ZM235 234H236V233H235ZM235 234H234V235H235ZM14 235H15V234H14ZM56 235H57V234H56ZM128 235H129V237H130V234H129V233H127V234L125 235V236H127V239H129V238H128ZM177 235H178V234H177ZM183 235L186 236L185 233H184ZM221 235H222V234H221ZM248 235H249V234H248ZM44 236H46V235H44ZM90 236H91V235H90ZM94 236H95V235H94ZM98 236H99V235H98ZM98 236H96V237H98ZM110 236H111V235H110ZM162 236H163V239H167V238H168V234H167V233H164V235L162 234ZM162 236H160L161 239H162ZM178 236H179V235H178ZM198 236H199V235H198ZM219 236H220V235H219ZM254 236H255V235H254ZM0 237H1V236H0ZM2 237H3V236H2ZM2 237H1V238H2ZM9 237H10V234H9ZM34 237H35V236H34ZM49 237H50V239H53L52 236L49 235ZM65 237H66V236H65ZM87 237H88V236H87ZM99 237H100V236H99ZM195 237H196V235H195ZM199 237H200V236H199ZM225 237H226V236H225ZM228 237H229V236H228ZM235 237H236V236H235ZM1 238H0V239H1ZM6 238H7V237H6ZM156 238L158 239V237H156ZM181 238H182V237H181ZM185 238H186V237H185ZM192 238H193V239H192ZM213 238H214V237H213ZM2 239H3V238H2ZM9 239H12V238H9ZM45 239H47V236H46ZM50 239H49V240H50ZM210 239H211V238H210ZM214 239H215V238H214ZM250 239H251V237H250ZM252 239H253V238H252ZM252 239H251V240H252ZM15 240H16V239H15ZM21 240H22V241H21ZM77 240H78V239H77ZM134 240H133V241H134ZM143 240H145V239H143ZM167 240H168V239H167ZM196 240H197V239H196ZM231 240H232V238H231ZM7 241H8V240H6L5 242L7 243ZM12 241H13V239H12ZM54 241H55V240H54ZM126 241H127V240H126ZM131 241H132V240H131ZM156 241H157V240H156ZM162 241H163V240H162ZM164 241H165V240H164ZM197 241H198V240H197ZM208 241H209V240H208ZM222 241H223V240H222ZM237 241H238V240H237ZM3 242H4V240H3ZM9 242H10V241H9ZM9 242H8V243H9ZM29 242H30V241H29ZM41 242H42V240H41ZM47 242H48L47 246L51 244V243L48 241V239H47ZM47 242H44V241H43V243H47ZM57 242H58V241H57ZM144 242H145V241H144ZM144 242H143V243H144ZM146 242H148V241H146ZM153 242H154V240H153ZM191 242H190V243H191ZM215 242H216V241H215ZM215 242H214V243H215ZM232 242H233V241H232ZM239 242H240V241H239ZM242 242H243V241H242ZM258 242H259V241H258ZM49 243H50V244H49ZM81 243H82V242H81ZM126 243H128V242H126ZM126 243H125V244H126ZM140 243H142V242H140ZM192 243H193V242H192ZM198 243H199V242H198ZM198 243H197V244H198ZM3 244H4V243H3ZM79 244H80V243H79ZM111 244H112V243H111ZM119 244H120V243H119ZM129 244H131V243H129ZM135 244H136V243H135ZM138 244H139V243H138ZM138 244H137V245H138ZM146 244H147V243H146ZM155 244L158 245L157 243H155ZM161 244H162V243H161ZM168 244H169V243H168ZM207 244H208V242L206 243V245H207ZM240 244H241V243H240ZM257 244L259 245V243H257ZM260 244H261V242H260ZM11 245H12V244H11V242H10L9 244H6L5 246H11ZM14 245H15V244H14ZM14 245H12V246H13V249L16 248V247L18 246V245H17V246H16V245L14 246ZM27 245L29 246L28 243H27ZM27 245H26V246H27ZM41 245H42V244H41ZM43 245H44V244H43ZM56 245H57V244H56ZM60 245H61V244H60ZM65 245H66V246H69V243H68V245H67V243H65ZM76 245H77V244H76ZM142 245H143V244H142ZM169 245H170V244H169ZM201 245H202V244H201ZM237 245H238V244H237ZM3 246H4V245H3ZM19 246H20V245H19ZM44 246H46V244H45ZM61 246L63 247V245H61ZM112 246H113V245H112ZM140 246H141V245H140ZM161 246H162V245H161ZM183 246H182V247H183ZM210 246H211V245H210ZM226 246H228V245H226ZM233 246H234V245H233ZM248 246H249V245H248ZM30 247H32V246H30ZM33 247H34V246H33ZM51 247H52V246H51ZM75 247H76V246H75ZM81 247H82V245H81ZM81 247L77 248V250H80ZM135 247H136V246H135ZM144 247H145V244H144ZM168 247H169V246H168ZM171 247H170V248H171ZM196 247H197V246H196ZM234 247H235V246H234ZM234 247H233V248H234ZM256 247H257V245H256ZM20 248H21V247H19V249H20ZM34 248H35V247H34ZM45 248H46V247H44V249H45ZM110 248H111V247H110ZM128 248H129V247H128ZM142 248H143V246H142ZM150 248H151V246H150ZM194 248H195V247H194ZM203 248H204V247H203ZM241 248H242V247H241ZM247 248H248V247H247ZM253 248H254V247H253ZM17 249H18V248H17ZM19 249H18V250H19ZM21 249H22V248H21ZM21 249H20V250H21ZM24 249H25V251H24L23 249H22L21 251H24L25 255L27 254V255L29 256V255L32 254V253H31L32 251L26 250L27 248H25V247H24ZM28 249H30V248L28 247ZM31 249H32V248H31ZM31 249H30V250H31ZM35 249H36V248H35ZM44 249H43L42 246H41V252H40L41 254H39L40 256L38 255V257H37L36 260H35V257H34L35 262H34V260L32 259V261H33L35 264H42V263H41L42 261H41V259H40L41 256H42V255L45 256L46 254L49 255L50 251L47 252L46 249H45V251H46L47 253H44L45 255L42 254V251L44 252ZM125 249H126V248H125ZM131 249H132V247H131ZM156 249L158 250V248H156ZM165 249H166V248H165ZM176 249H177V248H176ZM181 249H182V248H181ZM183 249H184V248H183ZM256 249H257V248H256ZM14 250H16V249H14ZM14 250H13V251L11 250V251L14 252ZM20 250L17 252V254H18V253H21ZM49 250H50V249H49ZM77 250H76L75 248H73V251H77ZM81 250H83V249L81 248ZM104 250H105V251H104ZM144 250H146V249H144ZM168 250H169V249H168ZM184 250H185V249H184ZM198 250H199V248H198ZM213 250H214V249H213ZM6 251H7V250H6ZM53 251H54V250H53ZM61 251H62V250H61ZM93 251H94L95 253L97 252L96 254H92V256L94 255L93 258L91 259V262H93V264H100V262H102L101 264H103L104 261H105L104 258H106V257L108 258V257H109V256H108V255H109V254H108L109 252L106 250V248H105L104 246H100V249H98V250H95V249H94ZM103 251H104V252H103ZM109 251H110V250H109ZM192 251H193V250H191L190 252H192ZM232 251H233V250H232ZM253 251H254V250H253ZM12 252H11V253H12ZM15 252H16V251H15ZM15 252H14V253H15ZM62 252H63V251H62ZM62 252H61V253H62ZM64 252H65V251H64ZM175 252H176V250H175ZM177 252H178V251H177ZM202 252H203V251H202ZM220 252H221V251H220ZM226 252H227V251H226ZM230 252H231V250H230ZM237 252H238V251H237ZM257 252H259V251H257ZM14 253H13V254H14ZM34 253L37 254V251H35ZM38 253H39V251H38ZM169 253H170V252H169ZM199 253H200V252H199ZM216 253H217V252H216ZM241 253H242V252H241ZM21 254H22V253H21ZM65 254H66V253H65ZM74 254H75V253H74ZM103 254H106V256H105L104 258H103ZM116 254H117V253H116ZM123 254H124V253H123ZM181 254H182V253H181ZM188 254H189V253H188ZM220 254H221V253H220ZM228 254H229V253H228ZM231 254H232V253H231ZM235 254H236V253H235ZM246 254H247V253H246ZM22 255H23V254H22ZM48 255H47V256H48ZM61 255H63V254H61ZM77 255H78V258H79V261H80V262H82L83 260L88 259V258L91 257L90 254H87L86 252H82V251L79 252ZM191 255H192V253H191ZM194 255H195V254H194ZM236 255H237V254H236ZM253 255H254V254H253ZM17 256H18V255H17ZM19 256H20V255H19ZM43 256H42V257H43ZM192 256H193V255H192ZM196 256H197V255H196ZM206 256H207V255H206ZM15 257H16V256H15ZM21 257H23V256H21ZM25 257H26V256H25ZM25 257H23V258H25ZM30 257H31V256H30ZM110 257H111V255H110ZM110 257H109V258H110ZM113 257H114V256H113ZM254 257H255V256H254ZM17 258H19V257H17ZM17 258H16V259H17ZM23 258H21V259H23ZM43 258H44V257H43ZM43 258H42V259H43ZM111 258H112V257H111ZM114 258H115V257H114ZM121 258H122V257H121ZM7 259H8V258H7ZM7 259H6V260H7ZM13 259H14V256H13ZM28 259H29V258H28ZM176 259H177V258H176ZM176 259H175V260H176ZM182 259H183V258H182ZM201 259H202V258H201ZM213 259H214V258H213ZM14 260H15V259H14ZM106 260H107V259H106ZM116 260H117V258H116ZM118 260H119V259H118ZM122 260H123V259H122ZM175 260H174V261H175ZM206 260H207V259H206ZM241 260H242V259H241ZM258 260H259V259H258ZM4 261H5V260H4ZM12 261H13V260H12ZM20 261H21V260H19V262H20ZM23 261H24V260H23ZM28 261H29V260H28ZM30 261H31V260H30ZM86 261H87V260H86ZM107 261H108V260H107ZM166 261H167V259H166ZM249 261H250V260H249ZM262 261H264V260H262ZM7 262H8V261H7ZM9 262H11V261H9ZM24 262H25V261H24ZM33 262H32V263H33ZM43 262H44V260H43ZM155 262H156V261H155ZM176 262H177V261H176ZM206 262H207V261H206ZM1 263H2V262H1ZM110 263H111V261H110ZM136 263H137V262H136ZM224 263H225L224 260H219V259L214 260V261L211 262V264H224ZM233 263H234V262H233ZM248 263H249V262H248ZM251 263H252V262H251ZM251 263H250V264H251ZM4 264H5V263H4ZM43 264H44V263H43ZM82 264H83V263H82ZM84 264H87V263H84ZM108 264H109V263H108ZM117 264H118V263H117ZM191 264H195V261H194L193 263H191ZM207 264H208V263H207ZM235 264H236V262H235ZM242 264H243V263H242ZM255 264H256V263H255Z\"/></svg>",
	"mask_w": 264,
	"mask_h": 264
}]
</instances>
